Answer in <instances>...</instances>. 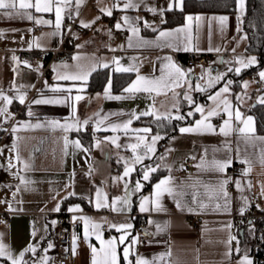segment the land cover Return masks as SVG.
<instances>
[{"label":"crops","instance_id":"1","mask_svg":"<svg viewBox=\"0 0 264 264\" xmlns=\"http://www.w3.org/2000/svg\"><path fill=\"white\" fill-rule=\"evenodd\" d=\"M184 0V4H185ZM117 0H83L77 14L75 0L63 13V20L76 21L77 26L70 29L69 25H62L57 35L55 28L54 13L35 14L44 20L52 21L51 24H35L26 18L15 17L9 19L0 15V89H3L9 96L16 95L9 91L13 82L19 86L24 85L22 92H26L24 104L14 100L8 106L10 118L0 117V129L2 121L7 120L12 123V131L9 137L0 145V175L3 179V187L0 189V201H7L13 207L20 209L17 212L7 211V204L0 203V233H4V242L10 245L15 253H19L29 243L38 245L35 256L26 254L25 259L30 262L39 257L47 256L48 264H59L56 254L45 253V247L51 243V235L54 231L53 211L57 203L60 204V211H68L70 207L79 205L84 216L90 217L93 221L102 224L103 238L105 240L112 237H120L121 233L110 227V224L131 223L133 227L128 230L130 233L125 240V245H131L134 234L135 223L139 215H148L146 225L153 231V237L145 239L141 243L140 256L148 260L164 256V259L157 260V264H238V261L245 255L253 261L252 249L242 245L237 237L231 233L233 223L232 215L241 213L240 209H246L243 197L247 198V205L260 199L264 209V196L261 195L262 185H264V164H261V156L264 155V141L260 139L246 140L245 134L240 133L238 127L243 124L232 123V131L228 136L219 132L227 115L222 111L220 115L211 118V123L215 127V133L193 132L181 133L180 129L193 127L201 115L194 111L196 105L204 106L205 111L214 107L216 101L209 100V96L219 91L228 80L232 83L229 86V93L225 94L230 101L233 110H239L243 119L251 118V127L254 128V136L264 137V132L258 128V120L252 108L257 104H264V85L258 88L252 74L264 71V53L248 50L250 37L244 28V20L248 13V0H245L244 10L241 11L236 5L234 9L226 12H187L184 18L175 24L164 25L167 20V13L163 17L157 12L154 14L147 8H166L168 0H144L137 9L121 11L114 8L112 16L109 17L101 13V8H111ZM120 7H123L124 0H119ZM178 10V9H177ZM71 14V18H69ZM139 17L136 27L140 29L139 37L143 40L155 43L137 46V37L133 36L127 26L117 30L115 24L121 21V17ZM191 15L194 18L199 16L202 19L188 22L185 17ZM227 16L228 20L223 31L220 22L214 17ZM100 17V19H96ZM163 21L165 22H161ZM95 20V23H91ZM81 21L90 27H82ZM147 21L150 27L144 26ZM122 23V21H121ZM187 27L188 31L179 33L173 37L166 38L180 48L174 50L163 45L165 40L160 39V31H174L178 28ZM155 29V31L153 30ZM111 30V35H109ZM67 33H70L69 36ZM67 37V38H66ZM129 37H132L133 46L129 47ZM36 38L41 47L35 46ZM190 41V43H189ZM32 48H29V44ZM63 45L64 51L61 58H54V52ZM188 45L190 51L183 48ZM80 46V47H78ZM212 48V51H208ZM219 48L220 51L215 49ZM115 49V51H113ZM198 49V50H197ZM235 49V51H233ZM192 52L208 53L212 56L213 68L219 69V63H225L222 70L223 79L216 83L214 87L206 88V91H196L197 83L206 87L208 79L205 70L209 65H198L190 68L186 64L187 55ZM70 55L68 56V54ZM13 56L19 58V65L12 59ZM73 56H80V61L72 59ZM256 57L257 63L251 67L244 68L237 74L229 68L239 67L234 61L236 58ZM165 57H171L172 61L185 71H189V80L192 89H188V83L183 87L175 88V93L180 95L174 99L173 92L164 94L136 93L131 98L111 99L105 97V89L111 82L109 95L112 97H128L124 92L134 80L137 72L133 73V78L122 88L116 87L114 81V71L117 67L113 63V58L120 60V67H136L139 75L148 78L161 76V69L167 63ZM27 61L32 65L28 68L23 62ZM62 62L71 66V71H76L79 63L85 70L94 65L107 63L109 66L96 67L88 76L87 81H57L53 67ZM37 65L41 67L37 68ZM15 69V71H14ZM199 70V71H198ZM63 71V69H61ZM167 69H165V73ZM94 73H99L97 83L99 88L91 89L90 84ZM218 74V73H217ZM217 74H212L215 77ZM204 76L201 80L200 77ZM45 81L49 88H45ZM247 82V87H245ZM264 82V80H263ZM34 86V87H33ZM51 87L68 88L72 87L71 95L79 94L83 97L79 102L70 101L66 104H33L34 99L41 97H53L64 95L65 93H53ZM77 89H82L77 91ZM188 91L194 103L189 104L184 100L183 94ZM241 93V94H240ZM220 97L218 99H222ZM75 103V117L80 121L85 119L93 122L90 127H80L79 130L73 128L64 131L59 126H53L51 122L59 124L71 123L73 120L72 104ZM173 104H178L177 111ZM154 106V107H153ZM29 109L33 113L28 115ZM152 110L156 115H167L170 119L157 120L155 115L140 116L133 119L129 126V132L125 135L123 130L112 132L111 124H120L127 121L134 112L139 113ZM193 112L188 116V112ZM100 118L108 116L99 129L96 127V114ZM117 114V115H109ZM184 116L183 120L175 119L176 116ZM154 121L156 124L154 125ZM43 127H35V125ZM178 124V125H176ZM32 125L33 127H27ZM16 128V131H13ZM150 128L151 132L146 134L162 137L155 145V154L150 159H145L143 165H161L155 173L151 174L148 181H142L143 187L139 192L130 195V206L124 211H113L111 208L95 207V193L101 189L107 194L109 204L112 198L124 196L125 181L113 182L114 177L123 174L125 163L131 164L133 153L127 145L136 143V133L131 129ZM175 129L174 132H170ZM139 135L143 136L144 133ZM65 137L67 147H65ZM118 137L117 143L121 147H116L109 138ZM79 142L81 147L77 148L75 142ZM13 142L17 144L20 161L16 160V150H13ZM230 146L231 151L227 152L225 144ZM218 148L220 151L213 153L212 149ZM87 149V151H85ZM205 149L208 150L207 159H224L231 157L233 163L226 169L225 173L209 172L198 169L196 165L200 163V158L205 156ZM140 151V150H138ZM161 156L164 157L161 160ZM196 157V159H192ZM11 159L14 167L9 168ZM241 160H248L250 164L241 163ZM31 163L29 169H24L23 162ZM189 161V165H188ZM240 164L241 168L234 171V166ZM143 165L136 164L135 171L125 180L131 190L137 180L142 179ZM250 167V171L248 170ZM19 171L30 183L27 189L21 185V191H17L19 184L15 173ZM168 176L173 177L177 183L184 185L187 195L184 201L191 205V194L193 191L200 193L199 199L206 205L205 208H197L194 212L180 211L176 208L173 199L166 193L161 199V203L167 211H140L142 197H154V185L161 179ZM153 178V179H152ZM229 178V183L225 186L228 193V210L223 209V198L217 199L215 195L205 193L203 184L218 187V182ZM240 182L238 189L234 181ZM202 181V184H196ZM71 185V187H67ZM192 185H195L193 188ZM69 192L76 195L68 196ZM15 193V196L13 195ZM67 197V199H64ZM91 201V202H90ZM216 203L221 204V209L215 208ZM129 213H138V216H131ZM203 216V222L199 226H194V219ZM168 224L163 231H159L157 226L163 227ZM103 225H108L109 229H103ZM33 227L36 235L32 236ZM77 240V254L73 255V264H90L89 243L99 248V241L94 236L88 241L84 239L83 223L76 226L75 233ZM235 237L229 245V237ZM238 242V243H237ZM131 245V255L129 259L135 261V247ZM119 245L120 264L123 260V248ZM239 248L237 253L235 250ZM229 249L231 255H227ZM0 263L4 264L3 261Z\"/></svg>","mask_w":264,"mask_h":264},{"label":"snow or ice","instance_id":"2","mask_svg":"<svg viewBox=\"0 0 264 264\" xmlns=\"http://www.w3.org/2000/svg\"><path fill=\"white\" fill-rule=\"evenodd\" d=\"M144 2V0H124L123 7H120L119 0H117V3L114 4L111 8H101L100 11L102 14L107 15L109 17L112 16L113 9L114 8H120L121 11H127L128 9H137L140 7V5ZM73 3V0H0V15L7 17L9 19L19 17V18H26L29 21H34L35 24H51L52 21L50 20H44L42 18H39L34 15L35 14H43V13H54L55 15V28L57 29L56 33H53V35H57L58 31L61 28L62 20H63V13L67 8L71 6ZM83 3V0H75V6L77 14L79 13L80 5ZM238 8L241 11V13L244 10V4L245 0H237ZM180 10L183 11L184 9V0H168L166 8H160L157 9L156 7H150L147 8L148 11L153 12L156 14L157 12L163 17L165 12H170L174 10ZM69 18H71V14H69ZM96 19H100V17H96ZM185 19L188 22L193 21L195 19L196 21L201 20L202 18L197 16L193 17L191 15H188L185 17ZM213 19H217L220 22L221 31H223L224 27L226 26L228 17L227 16H220V17H214ZM140 18H132L128 15H124L121 17V21H117L115 24V28L117 30L122 29L123 26H127L128 30L132 33L133 36L137 37V46H143L151 43H155L153 41L143 40L139 37V31L140 29L136 27V24L139 22ZM162 23L165 22L161 21ZM91 23H95V20H93ZM82 27H90L91 24L84 23L81 21ZM145 27H150L147 21H144ZM155 31V29H153ZM188 31L187 27L184 28H178L174 31H160L158 40L163 39L165 40V43L163 45L158 46H165L173 48L174 50H180L179 47H177L176 44H174L171 41H167L166 38L173 37L179 33ZM109 35H111V30H109ZM3 36V33H0V37ZM38 39L36 38L35 46L37 48L41 47V45L38 43ZM190 43V41H189ZM32 44H29V48H32ZM132 37H129V47H132ZM80 47V46H78ZM184 51H190L192 50L191 47L188 45H185L183 48ZM198 50V49H197ZM212 48H209L208 51H212ZM216 51H220L219 48L215 49ZM115 51V49H113ZM235 51V49H233ZM12 59L17 62L19 65L20 61L19 58L16 56H13ZM73 60L80 61L82 58L80 56H73ZM165 60H167V63L164 65V68L161 69V76L157 78H148L139 75V69L136 67H120V60L118 58H113V63L117 65V67L114 69V71L118 72H130V71H136L137 77L136 80H134L127 88L124 89L125 93H128V97L123 96H116L112 97L109 95V90L111 87V82L109 81L108 87L105 89V97L111 98V99H123V98H131L136 93H148L152 94L155 93L157 95L164 94L166 95L168 91L173 92L174 99L177 98L180 94L175 93V88H180L184 86V83H188V89H192V84L189 80V71H185L180 66L175 64L171 57H165ZM28 68H32V65L29 64L27 61L23 62ZM235 64H238L239 67L229 68L228 71H235L237 74H239L242 69L251 67L252 65L257 63L256 57H248V58H236L234 61ZM109 65L107 63H104L102 65H94L93 67L89 68L88 70H85L79 63L75 66L76 71H71V66L67 63L62 62L60 65H56L53 67V71L56 73L55 79L57 81H83L86 82L88 76L91 74V71H94L96 67H104L107 68ZM41 67L40 65H37V68ZM63 69V71H61ZM165 69H167V72L165 73ZM15 71V69H14ZM208 76V79L206 81V87L201 86V84L197 83L195 85L196 91H206V88L214 87L216 83H219L223 79V75L217 74L215 77L211 75V72L208 70H205ZM259 76L261 80H264V71H261L259 73ZM201 80L204 79V76L202 75L200 77ZM232 81L228 80L227 83L224 85L223 88H221L218 92H216L213 95H210L208 98L209 100L216 101L214 107L208 109L205 111L204 106L196 105L194 108L195 112L200 113L201 119L197 120L195 125L193 127H185L181 128V133H193V132H206V133H215L216 129L211 123V118L217 115H220L221 111L227 115V119H224L223 125L220 127L219 132L223 134L224 136H228L230 132L232 131V123L238 122V124H243V127H238V131L242 134H245L246 140L251 139H260L264 141V137H255L254 136V128L251 127V118L243 119L242 114L240 111L233 110L232 105L230 101L226 98L227 93H229V86L231 85ZM45 88H49V85L47 84V81H45ZM245 87H247V82H245ZM24 85L17 86L14 82L10 86L9 91L15 92L16 95L9 96L3 89H0V117L10 118L11 114L8 112V106L13 103L14 100H18L20 104H24L26 100V92H22L21 90L24 89ZM34 87V86H33ZM53 93H65L64 95L60 96H53V97H44L43 93L41 91V97L38 99H34L32 101L33 104H66L70 101L79 102L83 97L79 94L75 95L74 97L71 95L73 89L72 87L68 88H60V87H51L49 89ZM82 89H77V91H80ZM184 100H186L190 105L194 103L191 95L188 91H185L183 94ZM220 97H223L222 99H218ZM261 102H264V98H261ZM154 107V106H153ZM173 107L179 111L178 104H173ZM72 113H73V120L71 123L65 122L64 124H59V122L53 121L51 122L53 126H59L64 131H69L75 128L76 130H79L80 127L86 126L89 123V120L85 119L83 121H80L78 118L75 117L76 108L75 103L72 104ZM33 113L29 109L28 115L31 116ZM109 115H117V114H109ZM147 115H155L157 120L160 119H170L167 115L160 116L156 115L154 111L151 109L148 111H144L139 113L137 115L136 113H132L130 118L120 124H111L110 130L112 132H117L118 130H123L125 135L129 132V126L132 124L133 119H139L140 116H147ZM188 116H192L193 112H188ZM96 127L99 129V127L104 124V121L108 119V116H104L103 118H100V114H96ZM175 119L183 120L184 116L178 115L175 117ZM27 127H33L32 125H26ZM35 127H43V125H35ZM13 131H16V128H13ZM132 132L136 133V143L127 145L126 147L130 148L133 157L131 164L126 160L124 161L125 167L122 176L120 177H114L113 182L117 181H125L124 183V196H117L112 198L111 203L109 204L107 194L104 193L101 189H97L95 193V207L97 210L101 208H111L113 211H124L125 208H128L130 206V195L135 192H139L142 187L144 186L142 181H148L151 178V174L155 173L161 165H157L155 167L149 166V165H143V161L145 159H150L152 155L155 154V145L156 143L162 139L161 136L155 135L151 136L150 138L146 135L151 132L150 128H143V129H131ZM140 133H144L145 135L141 136ZM113 144L116 145V147H121L120 144L117 143L118 137H112L109 138ZM75 145L77 148L81 147L79 142H75ZM65 147H67V138L65 137ZM225 149L227 152L231 151L230 146L225 144ZM13 150H16V160L18 162L20 161V156L18 152V147L15 142H13ZM140 150V151H138ZM87 151V149H85ZM220 149L214 148L212 149V152H218ZM207 153L208 150L205 149V156L200 158V163L196 165L198 169H202L204 171L209 172H219V173H225L226 169L230 167L233 163V160L231 157H227L224 159H216L214 156L212 159H207ZM164 157L161 156V160H163ZM192 159H196V157H192ZM261 164H264V155L261 156ZM241 163L250 164L248 160H241ZM24 169H29L31 167V163L29 162H23ZM141 164L143 165V174L142 179L137 180L135 182L134 187L129 190V186L127 181L125 180L126 177H129L130 174L135 171V165ZM8 167L12 168L14 165L12 164L11 159L9 160ZM250 171V167L248 169ZM17 179L19 180V184L16 186L17 191H21V185L27 189V185L30 183L24 176H21L19 174V171L15 173ZM237 188H240V182L234 181ZM202 181H197L196 184H202ZM229 183V178H225L223 180H220L218 182V187H212L208 184H203V187L205 188V193L210 195H215L217 199L223 198L224 204L223 209L225 211L228 210V193L225 190V186ZM67 187H71V185H68ZM194 188L195 185H192ZM165 193L170 196L173 201L175 202L176 208L180 211H188V212H194L199 209H203L206 207V205L202 202V200L199 199L200 193L197 191H193L191 194V205H195V207L190 206L188 203L184 201V197L187 195L186 191L184 190V185L182 183H177L174 181L173 177L168 176L165 179H161L158 183L154 185V197H142L140 202V211H167L166 208H164L163 204L161 203L162 197L165 195ZM15 196V193H13ZM76 195L75 192H69L68 196H74ZM261 195L264 196V185H262ZM64 199H67V197H64ZM245 207L247 206V198L243 197ZM91 202V201H90ZM0 203H6L7 204V211L9 212H17L20 211V209L13 207V205L7 201H0ZM221 204L216 203L215 208L217 210L221 209ZM53 211L59 212L60 211V204L57 203L56 207L53 209ZM69 212L76 213V212H82V209L79 207V205L70 207L68 209ZM241 214L244 212V208L242 207L240 209ZM73 223H75L77 220H80L83 222L84 225V239L85 241H88L90 237L94 236L97 241H99V248L96 246H93L91 243H89V249H90V264H120V252H118L119 245H125V240L127 239L128 235L130 234L128 232L129 229L133 227L131 223H121V224H110V227L115 229L117 232H120L121 235L117 239V237H112L110 239L105 240L103 238V232H102V224L93 221L90 217L81 215V216H73L72 217ZM53 224L56 222L53 221ZM168 224L166 223L163 227L157 226L159 231H163L164 228H166ZM36 230L35 227H33L32 236L35 237ZM264 239V237H261ZM79 237L76 234H73L72 237V253L73 255L77 254V240ZM138 238H133L131 241V245H134L137 243ZM235 237H229L227 240V244H231L233 240H235ZM238 243V242H237ZM131 245H125L123 248V260L126 262V264H157V260H163L164 256H160L157 258H153L152 260H148L144 257L137 256L135 261L129 259L131 253ZM53 245L51 243L48 244V248H52ZM38 245L29 243L27 247H25L23 250H21L18 254L13 251V249L4 242V233H0V261H3L4 264H48V257L42 256L39 257L37 260H32L31 262L28 259H25L26 254H31L32 256H35L37 253ZM47 251V249H45ZM237 253H239L240 249L237 248L235 250ZM232 250L229 249V252L227 255H231ZM238 264H253V261L249 259L247 255L243 256L239 261Z\"/></svg>","mask_w":264,"mask_h":264},{"label":"built area","instance_id":"3","mask_svg":"<svg viewBox=\"0 0 264 264\" xmlns=\"http://www.w3.org/2000/svg\"><path fill=\"white\" fill-rule=\"evenodd\" d=\"M64 25H69L72 30L77 26L76 21L63 20ZM70 33H67L69 36ZM67 38V37H66ZM64 51L63 45L57 48L54 52V58H61L62 52ZM186 64L190 68H195L198 65H213L212 56L208 53H198L192 52L187 55ZM255 79V84L258 88L263 87L264 82L261 80L259 74L254 72L252 74ZM93 122L89 123V126H93ZM2 129H0V145L4 140H6L11 131L12 123H9L7 120L2 121ZM189 165V161H188ZM241 168L240 164L234 166V171H238ZM3 187V179L0 175V189ZM86 212H76L72 213L69 211H61L54 215V231L51 235L52 239V248H48V245L45 247L47 251L45 253L56 254L57 261L59 264H73V253H72V237L75 233L76 226L82 224L83 222L77 220L73 223L72 217L85 215ZM131 216H138V213H129ZM148 215H139L135 223L134 234L138 238V244L135 247L134 257L140 256L141 253V243L145 239H150L153 237V231L147 227ZM233 223L231 225V233L234 236H239L240 225L242 222H252L255 227L253 234L252 242V254L254 256V264H262L264 262V255L258 254L261 249L264 248V209L261 206L260 199H255L254 202L247 205L243 214H233L232 215ZM203 222V216H198L194 219V226H199ZM103 229L108 230V225H103Z\"/></svg>","mask_w":264,"mask_h":264},{"label":"trees","instance_id":"4","mask_svg":"<svg viewBox=\"0 0 264 264\" xmlns=\"http://www.w3.org/2000/svg\"><path fill=\"white\" fill-rule=\"evenodd\" d=\"M237 0H186L183 11L174 10L167 13L164 25H172L180 22L187 12H226L234 9ZM248 13L244 20V28L249 34L250 45L248 50L264 53V0H248ZM70 53L68 54V56ZM99 73H94L90 84L91 89L100 87L97 83ZM133 78L131 72H116L114 81L116 87L122 88ZM258 120V128L264 132V104H257L252 108ZM156 121H154V125ZM178 125V124H176ZM172 129L170 132H174ZM153 179V178H152ZM255 231L252 222H242L240 225L239 239L242 245L252 249L253 234ZM264 255V248L258 252ZM125 264V263H123ZM264 264V262L262 263Z\"/></svg>","mask_w":264,"mask_h":264},{"label":"rangeland","instance_id":"5","mask_svg":"<svg viewBox=\"0 0 264 264\" xmlns=\"http://www.w3.org/2000/svg\"><path fill=\"white\" fill-rule=\"evenodd\" d=\"M218 66H219V69H214L212 65L208 66L207 69H208V71L211 72V75H212V74L215 75V74H217V73L223 75L222 70H223V68H224V66H225V63H219ZM198 71H199V70H198ZM222 87H224V86H222ZM217 92H218V91H217ZM240 94H241V93H240ZM237 240L240 242V239H239L238 237H237ZM246 248H247V250H246V252H247L249 246L247 245ZM0 264H2V263H0Z\"/></svg>","mask_w":264,"mask_h":264}]
</instances>
